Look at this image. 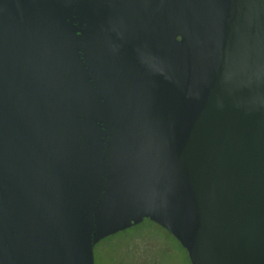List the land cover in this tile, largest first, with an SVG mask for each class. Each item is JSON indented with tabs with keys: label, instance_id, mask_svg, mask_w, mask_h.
Returning a JSON list of instances; mask_svg holds the SVG:
<instances>
[{
	"label": "water",
	"instance_id": "obj_1",
	"mask_svg": "<svg viewBox=\"0 0 264 264\" xmlns=\"http://www.w3.org/2000/svg\"><path fill=\"white\" fill-rule=\"evenodd\" d=\"M145 218L264 264V0H0V264Z\"/></svg>",
	"mask_w": 264,
	"mask_h": 264
},
{
	"label": "rangeland",
	"instance_id": "obj_2",
	"mask_svg": "<svg viewBox=\"0 0 264 264\" xmlns=\"http://www.w3.org/2000/svg\"><path fill=\"white\" fill-rule=\"evenodd\" d=\"M155 229L160 239H150L147 244L134 241L135 231L129 230L128 237L118 236L112 247L104 249V244L96 245L95 264H115L112 261L113 256L124 254V251L128 254L126 258L129 264H143V259H147V264H191L187 252L167 230L157 226Z\"/></svg>",
	"mask_w": 264,
	"mask_h": 264
},
{
	"label": "flooded vegetation",
	"instance_id": "obj_3",
	"mask_svg": "<svg viewBox=\"0 0 264 264\" xmlns=\"http://www.w3.org/2000/svg\"><path fill=\"white\" fill-rule=\"evenodd\" d=\"M146 219V218H145ZM145 219H143L142 221H140L139 223H137V224H135V225H138V224H140L141 222H144V224H146L145 226V228H143L142 230H140V231H135V234H134V236H133V240L134 241H138V242H144L145 244H147L148 243V241L150 240V239H160L159 237V235L158 234H156V229H155V226H157V227H160V228H162V229H165L164 227H162V226H160L159 224H157L156 222H154V221H152L153 223H148V222H145L144 220ZM135 225H133V226H135ZM133 226H131V227H133ZM131 227H129V228H131ZM129 228H126V229H129ZM125 230V229H124ZM165 230H167V229H165ZM121 231H123V230H121ZM142 231H143V233L144 234H142ZM118 232H120V231H118ZM118 232H116V233H118ZM167 232L168 233H170L168 230H167ZM116 233H114V234H116ZM113 235V234H112ZM170 235H172V237L174 238V239H176L175 238V236L172 234V233H170ZM110 236V235H109ZM117 239V237H115L112 241H111V243H103L104 245L102 246L104 249H106V247H109V246H111L112 247V243L115 241ZM177 240V239H176ZM178 242H179V240H177ZM147 242V243H146ZM180 243V242H179ZM144 244V245H145ZM143 244H142V246H144ZM96 246V245H95ZM146 246V245H145ZM180 246L182 247V249H184L186 252H187V254H188V251H187V249L180 243ZM95 248V247H94ZM128 254H127V252L126 251H124V254H120V255H117L116 257H115V255L113 256L114 258H115V260L117 261L116 262V264H129V262H128V260H127V258H126V256H127ZM188 257H189V254H188ZM146 258V257H145ZM112 260H114V259H112ZM114 260V261H115ZM146 260L147 259H143V264H147V262H146ZM189 260H190V257H189ZM113 261V262H114ZM152 262V261H151ZM190 263H191V260H190ZM192 264V263H191Z\"/></svg>",
	"mask_w": 264,
	"mask_h": 264
},
{
	"label": "trees",
	"instance_id": "obj_4",
	"mask_svg": "<svg viewBox=\"0 0 264 264\" xmlns=\"http://www.w3.org/2000/svg\"><path fill=\"white\" fill-rule=\"evenodd\" d=\"M145 222H148V223H153L151 220H149V219H145L144 220ZM147 224V223H146ZM146 224H144V222H141L140 224H138V225H135V226H133V227H131V228H129V229H125V230H123V231H120V232H118V233H116V234H113V235H110V236H107L106 238H104V239H102L100 242H98L96 245H102L103 243H111V241L115 238V237H118V236H123V237H125V238H127L128 237V232H129V230H134V231H140V230H142L143 228H145L146 226ZM112 259H114L115 260V258L113 257ZM114 260H112V261H114ZM116 260L113 262V263H115L116 264Z\"/></svg>",
	"mask_w": 264,
	"mask_h": 264
}]
</instances>
